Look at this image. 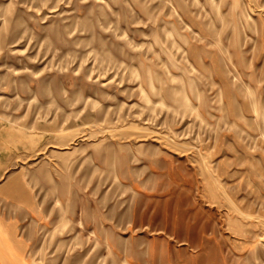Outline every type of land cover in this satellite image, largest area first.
<instances>
[{
    "label": "rangeland",
    "instance_id": "1",
    "mask_svg": "<svg viewBox=\"0 0 264 264\" xmlns=\"http://www.w3.org/2000/svg\"><path fill=\"white\" fill-rule=\"evenodd\" d=\"M0 162V264H264V0H0Z\"/></svg>",
    "mask_w": 264,
    "mask_h": 264
},
{
    "label": "crops",
    "instance_id": "2",
    "mask_svg": "<svg viewBox=\"0 0 264 264\" xmlns=\"http://www.w3.org/2000/svg\"><path fill=\"white\" fill-rule=\"evenodd\" d=\"M3 163L0 162V165H2ZM26 168V167H25ZM7 168H5V166H1L0 167V173H6ZM28 173H32V174H36V173H41L42 172V168L41 167H37V168H33L28 166ZM32 180V179H31ZM29 183H25L24 186L22 187V189L20 188H16L15 187V183L11 186V183L7 184V185H1L2 189L5 188H9L12 192L7 193L6 198H0V205H3V207L5 206H13L14 207V221L8 222L6 219L9 216H6L7 213H11L10 211L8 212L7 209H0V223H2V225L7 228L8 232H10L11 237L14 240L18 241V246L21 248L22 246V241H20L18 234H17V230L19 229L20 225H19V218L17 217V215H30L32 216L33 213H37L39 214V210H37L36 205H37V201H36V195L34 194V188H31L30 183L32 184V182ZM38 190L39 191H44L46 190V186H47V182L44 178H39L38 179ZM14 186V187H13ZM41 199V198H40ZM20 207V208H19ZM16 231V232H15Z\"/></svg>",
    "mask_w": 264,
    "mask_h": 264
}]
</instances>
